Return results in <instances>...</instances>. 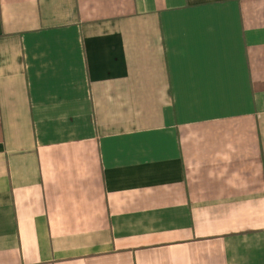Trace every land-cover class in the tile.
Here are the masks:
<instances>
[{"label":"crops","instance_id":"crops-1","mask_svg":"<svg viewBox=\"0 0 264 264\" xmlns=\"http://www.w3.org/2000/svg\"><path fill=\"white\" fill-rule=\"evenodd\" d=\"M0 264H264V0H0Z\"/></svg>","mask_w":264,"mask_h":264}]
</instances>
